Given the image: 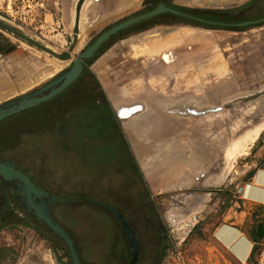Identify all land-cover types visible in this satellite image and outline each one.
I'll list each match as a JSON object with an SVG mask.
<instances>
[{
  "label": "rangeland",
  "instance_id": "obj_1",
  "mask_svg": "<svg viewBox=\"0 0 264 264\" xmlns=\"http://www.w3.org/2000/svg\"><path fill=\"white\" fill-rule=\"evenodd\" d=\"M165 1L168 8L178 6L197 13L219 16L231 14L241 21L259 20V22L238 26L235 29H211L199 26L198 24L201 23L198 21L186 20V24L183 19L161 13L122 29L105 41L94 52V57L82 60L87 71L91 63L107 48H111L114 42H118L123 36L135 30L149 29L153 25H172L161 28V32L156 28V33H162V35L175 33L174 31H178L179 28L188 27L200 30L203 35L210 38L207 40L210 42L205 41L201 44L185 42L176 48L183 56L185 65L194 62V67H197L194 70L195 76L190 71L187 74L192 79L189 85L196 81L197 76L199 80L194 84L202 85V88H194L198 85L194 87L186 85V81L177 75L178 71L185 66L184 63H180L181 61L173 66L176 71L166 74L173 75L177 81H181L177 85L179 92L182 91L180 93H183L182 88H185L188 94L192 93L193 101L200 100L203 107L210 109L195 131L196 136L205 139L202 144L206 155L203 165L210 173L206 180L209 188H205L209 190V200L203 205L198 202L199 205H194L185 213V217L190 216L191 221H182L177 224L172 223L167 213L160 215L156 209H152L153 214L150 217H145L144 207L139 206L131 211L130 217L126 215L124 217L121 209L113 207L120 202H116L112 196L109 197L110 193H92L87 197L56 195L60 199H65L63 202L55 203L56 205H81L87 210V213L73 212L78 223L76 227L59 222L56 207V210L53 209L54 214L52 212L51 214L55 221L63 226L68 234H71L79 255L95 262L103 260L108 262V257L111 263H115L117 256L120 257L122 242H126L125 235L119 233L120 222L104 207L108 206L117 211L131 227L141 250L155 254L153 264H226L222 253L211 243L212 233L215 227L228 222L226 215L229 210L244 209L241 205L242 185L249 178L253 168L259 166V160H256L254 155L259 148H264V0ZM76 2L77 0H0V18L29 38L61 54L67 52L74 42L71 16ZM120 2V0L116 2L115 7ZM95 3L96 1L90 5L89 14L83 23L86 28L83 46L71 55V59L67 61L69 63L65 62L62 67L55 66L59 62L56 58L0 28V106L60 77L71 68L78 55L105 31L124 20L153 11L161 0H142L136 8L124 9L120 13L115 11L114 15L104 19L101 18L103 16H95L94 9L97 6ZM105 19H109V22L101 24ZM186 30H179L183 33H180L181 37L176 40L192 35L190 33L193 29H188L187 32ZM165 37L161 45L168 50L169 45L176 40L174 38V40L165 41ZM145 42L147 41L141 43ZM119 44L116 45L120 46ZM118 46L110 50V57L106 60L109 63L108 65L105 63L102 67L103 75H106L105 80L115 81L118 75L125 73L128 70L127 67H130V63L127 62L129 58L127 49ZM188 46H191L192 50H188ZM174 56L172 58L170 56L168 60L164 59L166 64H171V60L177 57ZM146 58H141L139 61H144ZM222 59L225 67L223 75L207 71L209 62L210 64L212 61L220 63ZM200 60L203 61L199 62ZM159 62L160 59L156 56L147 58L145 63L142 62L139 66L144 70L145 67L153 68L157 71L156 75H165V71L170 67H164ZM159 77H155L157 81L154 84L151 81L149 84L160 85L162 80ZM77 79L69 87H72ZM137 82L136 85H141V82L138 84ZM173 83L174 81L168 80L166 88L169 89ZM124 92L129 93L127 90L119 93ZM213 107H219L220 111L213 112ZM40 109L41 106H36L0 123V159L14 164L35 182L36 179L33 176L39 182L42 181L41 168L44 154L47 152L41 144L40 129L37 130L41 121ZM195 114L197 113L193 115ZM235 142L241 143V147L230 160L228 152ZM144 151L145 154L148 152L146 147ZM36 183L41 186L38 182ZM194 192L201 191L194 188ZM120 194L121 192H114V196ZM92 200L101 205L91 203ZM11 209H17V214H13ZM22 209L14 196L2 187L0 192V264H71V257L66 247L56 238L48 236L46 232L39 229L33 219Z\"/></svg>",
  "mask_w": 264,
  "mask_h": 264
},
{
  "label": "crops",
  "instance_id": "obj_2",
  "mask_svg": "<svg viewBox=\"0 0 264 264\" xmlns=\"http://www.w3.org/2000/svg\"><path fill=\"white\" fill-rule=\"evenodd\" d=\"M94 1L97 5L95 16H103L101 18L104 19L124 9L136 8L142 0H120L118 8L115 3L119 0ZM106 22L109 19L101 24ZM170 26L153 25L123 36L97 57L72 87L38 105L41 106V121L37 130L40 129L41 144L47 152L41 168L42 181L31 175L43 190L55 196L69 197L110 193L109 197L120 202L115 206L112 204L113 207L121 209L124 217L131 215V211L139 206L144 207L145 217H150L152 209H156L160 215L167 213L172 223L177 224L191 221L190 216L185 217V213L194 205H199L198 202L203 205L209 200L210 193L205 188H209L206 180L210 173L203 165L206 155L202 144L205 139L196 136L195 131L210 109L203 107L200 100V103L193 101L192 93L188 94L185 88L180 93L182 91L179 92L177 85L181 81L166 74H171L173 66L179 61L185 65L183 56L176 48L185 42H210L207 41L210 38L200 30L182 27L179 30L187 29V32L193 29L192 35H188L190 39L186 35L176 40L177 36L176 41L169 45L170 51L163 49L160 54H144L143 51L161 44L164 36L173 34L156 33V28L161 32V28ZM144 41L147 42L141 43ZM117 46L127 49L129 58L126 60L130 67L115 81H108L102 67L105 63L108 65L106 60L110 57V50ZM188 50H192V47L188 46ZM174 55L177 58L171 60V64H166L164 58ZM156 56L160 64L171 68L165 71V75H156L157 71L153 68L145 67L144 70L139 66L147 58ZM141 58L146 59L139 61ZM213 61L212 64L209 62L207 71L223 75V59L220 63ZM193 64H187L178 71L177 75L186 81V85L192 80L187 76L188 72L195 76L197 67ZM155 77H159L163 83L150 85L149 81ZM196 78L190 87L198 85L194 84L199 80ZM168 80L174 81L169 89L166 88ZM137 81L141 82L140 90L135 89ZM196 87L199 89L202 85ZM122 90L129 93L120 94ZM213 108L219 111V107ZM121 111L127 114L120 115ZM193 112L197 114L193 115ZM144 146L148 150L146 154ZM254 156L259 160V166L253 168L242 185L241 205L244 209L229 210L226 215L228 222L215 227L212 233L211 243L222 253L226 264H248L253 247L264 241V148H259ZM194 188L201 192H194ZM114 192L121 194L114 196ZM55 207L59 222L66 226L76 227L78 224L73 212L87 213L81 205L62 206L54 203L50 206L52 214ZM11 210L17 214V209Z\"/></svg>",
  "mask_w": 264,
  "mask_h": 264
},
{
  "label": "water",
  "instance_id": "obj_3",
  "mask_svg": "<svg viewBox=\"0 0 264 264\" xmlns=\"http://www.w3.org/2000/svg\"><path fill=\"white\" fill-rule=\"evenodd\" d=\"M85 0H78L76 4L75 10V24L73 33L74 40L75 36L78 32V24L80 19V13ZM161 13H180L174 9L168 8L165 5V1L158 5L156 9L151 12H147L144 14H140L138 16L132 17L130 19L124 20L107 31H105L98 39H96L89 47H87L82 53H80L77 59L74 60L71 68L66 71L63 75L46 84L45 86L28 93L22 97H19L13 101L5 103L0 106V123L16 116L17 114L32 109L53 97L59 95L61 92L66 90L81 74L84 70L85 66L82 60H89L94 52L112 35L121 31L124 28L132 26L142 20L151 18ZM201 22L212 24L209 21ZM259 21L246 22L244 25L249 23H257ZM0 28L8 31L9 33L19 37L23 41L29 43L37 47L38 49L47 52L49 55L56 57L60 60H70V51L72 49L69 48L67 52L57 54L50 49L46 48L42 44L36 42L35 40L29 38L18 30L14 29L12 26L0 21ZM74 44V42H73ZM0 183L8 189L10 193L15 196L17 203L21 208L28 214L33 220L40 226L46 228L48 231L52 232L55 236H57L65 245L73 264H80L77 258V253L74 248V243L71 240L69 234L55 221L50 215V206L57 202L64 201L63 199L58 198L57 196L45 191L39 186L34 180L29 178L23 171H21L14 164L6 161L0 160ZM94 204H99L97 201H90ZM108 209L120 222L125 233L128 235L130 246L133 249V260L131 264H134L136 259V255L138 253V243L135 240L133 231L131 227L125 222L123 217L115 211L113 208L104 206Z\"/></svg>",
  "mask_w": 264,
  "mask_h": 264
},
{
  "label": "flooded vegetation",
  "instance_id": "obj_4",
  "mask_svg": "<svg viewBox=\"0 0 264 264\" xmlns=\"http://www.w3.org/2000/svg\"><path fill=\"white\" fill-rule=\"evenodd\" d=\"M165 1V0H164ZM162 2V0H161ZM165 5H166V1H165ZM180 13L179 14H173V13H168V14H171L177 18H180V19H183V20H202V21H209V22H222V20L224 18H221V16L219 15H212V14H207V13H197V12H191V11H183V10H176ZM211 19V20H210ZM85 66V65H84ZM86 68V66H85ZM85 68L84 70L81 72L80 75H82L84 72H85ZM64 73H62L61 75H63ZM60 75V76H61ZM45 86V85H44ZM56 97V96H55ZM41 105V104H40ZM34 108V107H33ZM32 108V109H33ZM22 113V112H21ZM20 114V113H19ZM18 115V114H17ZM1 160V159H0ZM7 161V160H6ZM0 187L4 188L5 190L8 191V189L6 187H4L1 183H0ZM9 192V191H8ZM10 193V192H9ZM12 194V193H10ZM13 195V194H12ZM14 196V195H13ZM15 198V196H14ZM28 215V214H27ZM50 215L52 217V214H51V210H50ZM29 216V215H28ZM30 217V216H29ZM53 218V217H52ZM31 219H33L31 217ZM54 219V218H53ZM55 220V219H54ZM59 224V223H58ZM60 225V224H59ZM119 233H123L126 237V242H122V249L120 250V257L117 256L116 258V262L114 263H111L109 261V258L107 257V261L109 262H104L103 261H99V262H95V261H92L91 259H88L86 258L85 256L84 257H81L78 253V250L76 248V244H75V241L73 239V237L71 236V234L69 233L71 239L73 240V243H74V247H75V251L77 253V258L79 260V263L80 264H131L132 260H133V249L131 248L130 246V243H129V240H128V235L125 233L122 225L119 223ZM61 226V225H60ZM63 228V226H61ZM46 229V228H45ZM64 229V228H63ZM47 230V229H46ZM66 231V229H64ZM48 231V230H47ZM50 232V231H49ZM67 232V231H66ZM134 232V231H133ZM137 232V231H136ZM60 243H62L64 245V243L57 237L55 236L52 232H50ZM138 233V232H137ZM120 245V246H121ZM65 246V245H64ZM155 257V254L154 253H149V252H144L141 250V247H140V244L138 246V253L136 255V259L134 261V264H153L154 263V258ZM71 264L72 263V260H71Z\"/></svg>",
  "mask_w": 264,
  "mask_h": 264
},
{
  "label": "bare ground",
  "instance_id": "obj_5",
  "mask_svg": "<svg viewBox=\"0 0 264 264\" xmlns=\"http://www.w3.org/2000/svg\"><path fill=\"white\" fill-rule=\"evenodd\" d=\"M78 1V0H77ZM90 3H92V0H85L84 1V3H83V6H82V9H81V13H80V19H79V24H78V32H77V34H76V36H75V40H74V44H71L72 45V49H71V51H70V57H71V55H73V54H75L82 46H83V44H84V40H85V35H86V32H84V30H86V28L83 26V23L86 21V19H87V17L86 16H88V14H89V11H90ZM76 4H77V2H76ZM76 4H75V9L73 10V13H72V16H71V27L73 26V29H74V25H73V22H74V24H75V10H76ZM1 19V18H0ZM2 20V22L4 21L3 19H1ZM83 20V21H82ZM13 25V24H12ZM178 30V29H177ZM177 32V33H176ZM183 33V32H182ZM73 35H75L74 33H73ZM179 35H181L180 34V32L179 31H175V33H173L172 35H169V36H166L164 39H165V41H170V40H174V38L175 37H181V36H179ZM74 38V37H73ZM162 43V42H161ZM165 43V42H164ZM63 45V44H62ZM44 46V45H43ZM46 47V46H45ZM160 47V48H159ZM46 48H48V49H50L49 47H46ZM159 48V49H158ZM165 47L164 46H162L160 43H159V45L157 46V47H153V48H151V49H147L146 51H143V53L144 54H150L151 52H153V51H157V50H159V51H157V52H163V49H164ZM171 49V48H170ZM51 51H53V52H55V53H57V54H60L59 52H57V51H55V50H52V49H50ZM169 50V49H168ZM168 50H166V52L168 51ZM45 52V51H44ZM136 52V51H135ZM174 52H176V51H174ZM45 53H47V52H45ZM140 54H143L142 52H139ZM165 54H167V53H165ZM164 55V54H163ZM53 57V56H52ZM175 57V56H174ZM54 58H56V57H54ZM163 58V57H162ZM177 58V57H176ZM57 60H59V62H55L56 63V67H62V66H64L65 65V62H67V61H69V60H60V59H58V58H56ZM165 60H168V57H165L164 58ZM171 59V58H170ZM61 61V62H60ZM54 62V61H53ZM63 62V63H62ZM54 63V64H55ZM67 63H69V62H67ZM54 66V67H55ZM157 80L154 78L153 80H151V82H152V84H154L155 82H156ZM139 83V81L137 82V84ZM141 85H136V87L137 88H135V89H138L139 87H140ZM138 90H140V88L138 89ZM142 90V89H141ZM230 103V102H229ZM222 106V105H221ZM217 108V107H216ZM222 108V107H221ZM214 111L213 112H215V108L213 109ZM220 111V110H219ZM211 112V111H210ZM126 115L127 113L126 112H120V115ZM240 147H241V143H239V142H235L232 146H231V148H230V150H229V152H228V158H230V160H231V158L233 157L234 158V156H235V154L239 151V149H240ZM229 160V159H228ZM220 177H221V175H220ZM208 180V179H207ZM210 180V179H209ZM212 180V179H211ZM220 180V179H219ZM214 181V180H213ZM218 183V182H217ZM215 185H217L216 183H215ZM212 186H214V185H212ZM180 217V216H179Z\"/></svg>",
  "mask_w": 264,
  "mask_h": 264
},
{
  "label": "trees",
  "instance_id": "obj_6",
  "mask_svg": "<svg viewBox=\"0 0 264 264\" xmlns=\"http://www.w3.org/2000/svg\"><path fill=\"white\" fill-rule=\"evenodd\" d=\"M172 9L174 10H183V11H191V12H195L193 10H190V9H186V8H183V7H178V6H173L171 7ZM199 13V12H198ZM209 14V13H208ZM210 15V14H209ZM214 15V14H212ZM217 16V15H216ZM221 18H224L222 20V22H211L212 24H207V23H204V22H201V21H198V23H201V24H198L199 26H202V27H207V28H211V29H235V27H238V26H244V23H246V21H241V20H238L235 18V16L231 15V14H228V15H222ZM189 21V20H188ZM190 21H193V20H190ZM195 21V20H194ZM257 21V20H256ZM259 21V20H258ZM252 22V21H251ZM186 20H185V22ZM258 23V22H257ZM249 24H253V23H249ZM256 24V23H254ZM248 25V24H246ZM94 57V56H93ZM22 209V208H21ZM23 210V209H22ZM24 211V210H23ZM34 221V220H33ZM34 223L36 224V226L41 229L42 231L46 232L48 236L52 237V238H55L49 231H47L44 227L38 225L35 221Z\"/></svg>",
  "mask_w": 264,
  "mask_h": 264
},
{
  "label": "built area",
  "instance_id": "obj_7",
  "mask_svg": "<svg viewBox=\"0 0 264 264\" xmlns=\"http://www.w3.org/2000/svg\"><path fill=\"white\" fill-rule=\"evenodd\" d=\"M248 264H264V241L253 247L251 253V262Z\"/></svg>",
  "mask_w": 264,
  "mask_h": 264
}]
</instances>
